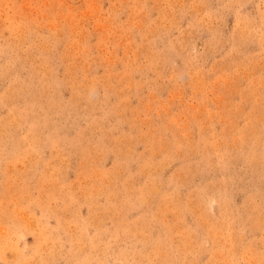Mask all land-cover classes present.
<instances>
[{
  "label": "rangeland",
  "instance_id": "obj_1",
  "mask_svg": "<svg viewBox=\"0 0 264 264\" xmlns=\"http://www.w3.org/2000/svg\"><path fill=\"white\" fill-rule=\"evenodd\" d=\"M0 264H264V0H0Z\"/></svg>",
  "mask_w": 264,
  "mask_h": 264
}]
</instances>
